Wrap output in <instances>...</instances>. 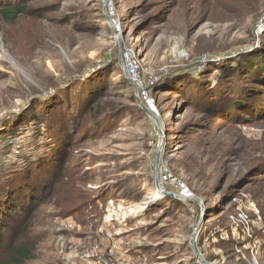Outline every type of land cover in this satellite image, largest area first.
I'll use <instances>...</instances> for the list:
<instances>
[{
    "label": "rangeland",
    "instance_id": "rangeland-1",
    "mask_svg": "<svg viewBox=\"0 0 264 264\" xmlns=\"http://www.w3.org/2000/svg\"><path fill=\"white\" fill-rule=\"evenodd\" d=\"M3 2L20 11L0 16V148L53 150L44 168L64 176L16 238L35 244L25 264H201L195 250L253 264L233 219L250 201L264 228V0ZM120 40L161 133L118 67ZM159 151L160 181L165 166L202 214L157 195Z\"/></svg>",
    "mask_w": 264,
    "mask_h": 264
},
{
    "label": "trees",
    "instance_id": "trees-1",
    "mask_svg": "<svg viewBox=\"0 0 264 264\" xmlns=\"http://www.w3.org/2000/svg\"><path fill=\"white\" fill-rule=\"evenodd\" d=\"M5 6L4 2L0 4V16L5 18L11 16L12 20H15L20 10ZM45 127H47L46 124ZM56 143L53 137L51 143L45 147L54 149L57 146ZM26 149L25 146L20 148L18 153L14 151L4 156L9 151L0 148V153H2L0 154V196H6L4 197L5 203L0 202V246L2 243H7L4 252L0 253V264H25L34 260L35 244L24 238H16H21L28 233L29 222L33 212L37 210V205L46 201L50 195L56 196V189L64 179V176H60L58 162L53 168H44L48 165L44 161L52 157L53 150L49 151L50 153L48 152L46 156L31 161L28 159H31L32 151ZM32 168L36 170L30 171ZM28 179L32 181L27 184ZM11 194L14 197L17 196L18 199L14 200ZM13 200L18 202L14 203ZM8 237L10 239H7Z\"/></svg>",
    "mask_w": 264,
    "mask_h": 264
},
{
    "label": "built area",
    "instance_id": "built-area-1",
    "mask_svg": "<svg viewBox=\"0 0 264 264\" xmlns=\"http://www.w3.org/2000/svg\"><path fill=\"white\" fill-rule=\"evenodd\" d=\"M122 60L129 82L135 85L138 90L137 99L134 97L136 103L139 102L145 107L150 108L154 103L151 99L150 89L144 86L141 81V65L138 57L133 50L126 48L123 50ZM162 168V180L160 182L166 190L187 201L181 203L186 205L194 203V205H196L194 206L195 210L202 214L206 209L203 207V201L198 199L189 186H187L181 179L173 176L165 166ZM196 200L200 203L196 202ZM246 203L249 204L241 207L238 211L237 217L233 219V225L235 227L233 240L241 248V251H238V254L241 255L244 249H249L252 254L253 264H260L258 259L263 258L264 260V242L258 237V234L260 233L263 235L262 238H264V228L261 227L263 219L253 202L246 201ZM249 211H251V213ZM193 212L195 211L193 210Z\"/></svg>",
    "mask_w": 264,
    "mask_h": 264
},
{
    "label": "water",
    "instance_id": "water-1",
    "mask_svg": "<svg viewBox=\"0 0 264 264\" xmlns=\"http://www.w3.org/2000/svg\"><path fill=\"white\" fill-rule=\"evenodd\" d=\"M106 22L110 25V20L108 18H106ZM120 45V57H119V65L118 67L123 71L124 77L125 79L128 81V83L130 84V86L133 89V95L134 97L137 99L138 96V90L135 87V85L131 84L126 76L125 73V67H124V63L122 60V54H123V44L122 41L120 40L119 42ZM138 106L140 107V109L142 110V112L151 120H153L156 124L157 127V131L159 133H161L162 131V127H161V122L159 121V119H157V117L149 111V109L147 107H145L144 105H142L141 103L137 102ZM162 153L161 151H159L158 156H157V162H156V178H155V187H156V193L157 195H161L163 197H166L168 199L174 200V201H178V202H187L186 200H183L181 197H179L178 195L169 192L166 190V188L161 184L160 179H159V165L161 162V158H162ZM196 202L200 203L199 201L196 200ZM194 256L200 261L201 264H214V263H208L206 261H204L203 259L200 258L202 252H197V250H195L193 252Z\"/></svg>",
    "mask_w": 264,
    "mask_h": 264
},
{
    "label": "bare ground",
    "instance_id": "bare-ground-1",
    "mask_svg": "<svg viewBox=\"0 0 264 264\" xmlns=\"http://www.w3.org/2000/svg\"><path fill=\"white\" fill-rule=\"evenodd\" d=\"M0 58H2L1 56H0ZM149 109V111L150 112H152L155 116H157V111H156V109H155V107L154 106H151L150 108H148ZM153 202V201H152ZM146 203V202H145ZM144 204H138V206L136 207V208H134V211H135V213H137V214H139V213H141L143 210H144V206H143Z\"/></svg>",
    "mask_w": 264,
    "mask_h": 264
}]
</instances>
